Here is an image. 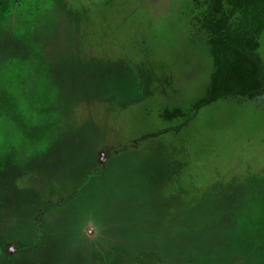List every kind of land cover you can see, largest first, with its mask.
<instances>
[{"label": "rangeland", "instance_id": "rangeland-1", "mask_svg": "<svg viewBox=\"0 0 264 264\" xmlns=\"http://www.w3.org/2000/svg\"><path fill=\"white\" fill-rule=\"evenodd\" d=\"M191 2L0 0V264H264V97L192 109Z\"/></svg>", "mask_w": 264, "mask_h": 264}, {"label": "trees", "instance_id": "trees-1", "mask_svg": "<svg viewBox=\"0 0 264 264\" xmlns=\"http://www.w3.org/2000/svg\"><path fill=\"white\" fill-rule=\"evenodd\" d=\"M191 1L195 33L204 38L212 61L205 95L192 109L207 100L264 97V63L258 52L264 0Z\"/></svg>", "mask_w": 264, "mask_h": 264}]
</instances>
